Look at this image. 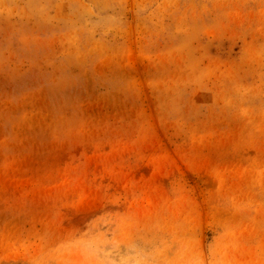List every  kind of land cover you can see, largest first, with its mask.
Returning a JSON list of instances; mask_svg holds the SVG:
<instances>
[{"label":"rangeland","instance_id":"rangeland-1","mask_svg":"<svg viewBox=\"0 0 264 264\" xmlns=\"http://www.w3.org/2000/svg\"><path fill=\"white\" fill-rule=\"evenodd\" d=\"M0 264H264V0H0Z\"/></svg>","mask_w":264,"mask_h":264}]
</instances>
